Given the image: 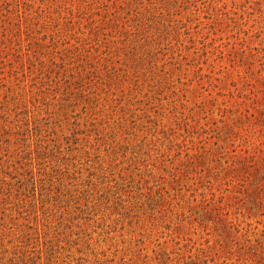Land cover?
I'll return each mask as SVG.
<instances>
[{"label":"rangeland","instance_id":"374dc122","mask_svg":"<svg viewBox=\"0 0 264 264\" xmlns=\"http://www.w3.org/2000/svg\"><path fill=\"white\" fill-rule=\"evenodd\" d=\"M0 264H264V0H0Z\"/></svg>","mask_w":264,"mask_h":264}]
</instances>
